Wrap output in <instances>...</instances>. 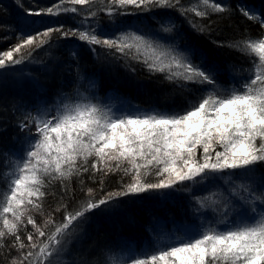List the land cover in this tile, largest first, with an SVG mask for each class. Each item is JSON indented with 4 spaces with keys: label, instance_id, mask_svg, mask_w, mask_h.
<instances>
[{
    "label": "snow or ice",
    "instance_id": "6c2138e0",
    "mask_svg": "<svg viewBox=\"0 0 264 264\" xmlns=\"http://www.w3.org/2000/svg\"><path fill=\"white\" fill-rule=\"evenodd\" d=\"M16 3L23 7L22 0ZM129 8L175 11L200 35L211 34L219 24L230 21L234 11L218 0H192L187 6L181 0H56L46 8L25 10L22 24L29 27L36 21L27 17L72 14L74 18L87 9L81 27L61 24L34 34L22 32L17 43L0 50V69L31 60L57 34L88 45L97 59L102 54L92 46L106 50L105 57L119 53L128 70H136L131 62L139 64L161 83L175 85L181 95L194 93L189 85L202 91L195 99H187V106L179 111L142 110L129 104L114 112L79 91L57 93L51 104L41 101L26 111L19 127L27 133V147L14 159L5 154L0 171L4 185L0 188V255L5 249L9 254L16 251L8 264H67L61 258L93 210L140 194L166 197L174 191L191 192L187 182L223 180L219 186L206 188L203 195H193L195 211L202 216L197 228L159 235L151 249L135 252L130 248L111 262L264 264V31L252 37L245 30L242 38L227 43L213 41L217 47L240 53L249 64L235 73L242 76L239 84L233 80L225 86L217 79L219 65L209 62L200 46L188 42L180 47L179 28L171 17L160 22L156 31L129 26L114 37L83 27L98 11L109 16L132 15ZM235 11L264 30V12L243 3ZM34 86L44 94L41 86ZM85 174L98 181L99 191L85 189ZM110 175H119L120 180L116 189L106 192ZM73 179L85 199L70 208ZM55 183L61 185L63 195L55 208L46 210L44 201L52 194L47 190ZM208 212L211 217L204 215Z\"/></svg>",
    "mask_w": 264,
    "mask_h": 264
},
{
    "label": "trees",
    "instance_id": "16d2710c",
    "mask_svg": "<svg viewBox=\"0 0 264 264\" xmlns=\"http://www.w3.org/2000/svg\"><path fill=\"white\" fill-rule=\"evenodd\" d=\"M55 2L56 0H22L23 7H20L16 0H0V37H7L0 39V50H6L18 42L17 26L25 19L26 9L46 8ZM181 2L187 6L192 0ZM218 2L231 5L234 11L231 20L219 24L211 34H197L175 11L164 9L139 12L129 8L128 11L133 13L132 15L113 16H109L106 11H98L95 17L87 18L83 27H88L86 23L94 22L99 26L98 34L103 37H114L119 31L127 30L129 26L142 32L156 31L160 27V22L171 17L179 28L178 43L181 48L188 42L200 46L207 54L209 62L219 65L221 75L217 79L221 84L228 86L233 82L232 79L239 84L242 76L235 73L249 66L247 58L227 47H217L213 41L227 43L238 40L245 35V30L252 37H257L264 30L260 29L258 24L246 21L235 11V6L243 3L257 12H264V0H218ZM86 11L87 9L74 18L72 14L37 17L38 21L36 19L37 22L27 27L23 33L34 34L37 30L42 31L46 27L61 24L65 28L81 27L80 21L84 19ZM192 18L200 22L199 18L194 16ZM212 19L216 20L217 17L213 16ZM203 23L207 24L208 21L205 20ZM229 24L231 26H228ZM22 27L25 26L22 24ZM101 29L103 31H100ZM69 47L72 48V52L68 51ZM92 47L102 54L99 59L88 45L75 38H58V35L54 34L49 45L37 49L32 59L25 62L24 70L23 65L0 69V171L4 170V155L8 153L4 152L5 149L9 148L11 152L17 150L12 143L14 139H22L24 136L19 122L28 109H34L30 108L29 103L35 105V102L46 101L50 104L57 93L74 95L79 91L95 99L111 94L142 110L155 108L172 111L186 106L187 99H195V95L202 91L197 85H189L188 88L194 90V93L188 91L181 95L175 85L161 83L160 78L150 76L139 64L131 62L136 70L134 72L128 70L124 58L120 57L119 53L105 57L103 53L106 50L99 46ZM73 52L77 53L75 58ZM26 73L32 78L26 77ZM34 85L41 86L45 90L44 94L41 95ZM35 98L38 99L33 101ZM83 179L85 189L93 187L99 191L98 181L88 179V174H85ZM119 180V175L108 176L104 191L116 189ZM187 183L191 192L174 191L166 197L158 194H140L121 198L116 205L93 210L78 229L70 250L61 260L67 264H112L111 259L103 261L101 253L102 249L103 253L105 252L112 241L123 244L126 253L130 248L139 252L142 248L151 249L158 235H169L183 228L200 225L202 216L195 211L193 195H203L206 188L219 186L223 180L213 182L204 180L202 184ZM69 188L71 208L85 197L76 179H73ZM47 191L52 194L44 201L46 210L55 208L63 195L59 183L53 184ZM204 215L211 217L210 212ZM59 218L60 214H57V219ZM36 219L40 222L41 217L37 216ZM28 230L31 231L30 225ZM20 235L24 237L23 232ZM94 246L98 247L96 252ZM114 254L120 256L118 253ZM15 255H17L15 250L9 254L5 249L4 255H0V264H8V259Z\"/></svg>",
    "mask_w": 264,
    "mask_h": 264
},
{
    "label": "rangeland",
    "instance_id": "374dc122",
    "mask_svg": "<svg viewBox=\"0 0 264 264\" xmlns=\"http://www.w3.org/2000/svg\"><path fill=\"white\" fill-rule=\"evenodd\" d=\"M25 17H26V15H25ZM28 19H30V18H32V20H36L37 19V21H38V19L39 18H34V17H27ZM36 21V22H37ZM40 21V20H39ZM86 25L87 26H91L92 28H95V29H99V26H98V24L97 23H94V22H92V23H86ZM73 51V50H72ZM73 55V54H72ZM71 56V55H70ZM72 57V56H71ZM232 81H233V79H232ZM89 96H91V95H89ZM91 97H93V96H91ZM95 101H97V102H99V103H101V104H103V105H108L109 107H111L112 109H113V111L114 112H117V111H120V110H122V109H126L127 108V106L129 105L128 104V102L126 101V100H124V99H121V98H119V97H116V96H113V95H111V94H107V95H105L103 98H100V99H95ZM39 102H41V101H38V103ZM53 102V101H52ZM51 102V103H52ZM36 104L35 105H31L30 103L28 104L29 106H30V108H32V107H34V106H36L38 103L37 102H35ZM50 103V104H51ZM186 106H187V104H186ZM186 106H184V107H182V108H178L177 109V111H179V110H181V109H183V108H185ZM120 109V110H119ZM31 109H28L27 111H30ZM33 110V109H32ZM26 133V132H25ZM26 135H27V133L26 134H24V136L22 137V139H14V142L12 143L13 144V147H15L17 150H15V151H8V153L7 154H9V158L10 159H14V158H16V157H19V156H21L22 154H23V152H24V149L27 147V144H26V142H25V137H26ZM2 149V148H1ZM4 187V185L2 184V187L1 188H3ZM199 226V225H198ZM198 226H191V227H188V228H190V229H195V228H197ZM182 229H180L179 231H175V233H170L169 235H163V236H172L173 234H176V235H178V234H180V231H181ZM159 236V235H158ZM157 237V236H156ZM113 242H116V243H114L113 244ZM120 242H118V241H112V243L109 245V246H107L106 247V250H105V252L103 253V249H102V258H103V261H105V260H109V259H111L112 257H117L114 253H118L120 256L121 255H124V254H126V249H124V245L123 244H119ZM95 245H97L98 246V244H95ZM95 247V252L97 251V248L98 247H96V246H94ZM98 253V252H97ZM101 256V255H100ZM111 257V258H110ZM111 262V261H110Z\"/></svg>",
    "mask_w": 264,
    "mask_h": 264
},
{
    "label": "bare ground",
    "instance_id": "6f19581e",
    "mask_svg": "<svg viewBox=\"0 0 264 264\" xmlns=\"http://www.w3.org/2000/svg\"><path fill=\"white\" fill-rule=\"evenodd\" d=\"M26 30H27V27H22V21H21L20 23H18V26H17V33H16V34H17V35H20L22 32H26ZM62 47H63V46H61V48H62ZM68 51H69V52H72V48L69 47ZM22 65H23V70H24V68H25V63H23ZM22 65H21V67H22ZM29 70H30V68H29ZM27 71H28V70H27ZM26 77H29V78H30L31 76H29L28 73H26ZM31 78H32V77H31ZM37 99H38V98H37ZM37 99L35 98V100L33 99V101H36ZM24 134H26L25 131H24ZM11 148H12V146H11ZM9 150H10L9 148H6L5 151H4V150H3V151L6 153V152H8Z\"/></svg>",
    "mask_w": 264,
    "mask_h": 264
}]
</instances>
